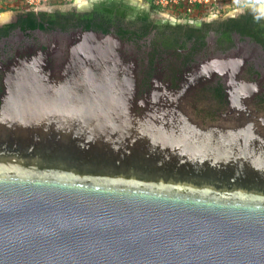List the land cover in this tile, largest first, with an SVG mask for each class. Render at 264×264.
<instances>
[{"label": "water", "instance_id": "water-1", "mask_svg": "<svg viewBox=\"0 0 264 264\" xmlns=\"http://www.w3.org/2000/svg\"><path fill=\"white\" fill-rule=\"evenodd\" d=\"M119 46L84 32L66 66L55 50L53 67L40 56L7 76L0 264H264V113L252 87L217 66L229 105L204 123L191 103L209 72L174 91L156 77L139 96Z\"/></svg>", "mask_w": 264, "mask_h": 264}, {"label": "flooded vegetation", "instance_id": "flooded-vegetation-1", "mask_svg": "<svg viewBox=\"0 0 264 264\" xmlns=\"http://www.w3.org/2000/svg\"><path fill=\"white\" fill-rule=\"evenodd\" d=\"M259 10L193 19L160 15L146 0H88L83 6L33 11L31 18L22 11L0 23V103L15 67L40 56L53 67L55 50L63 52L61 63L66 66L69 47L82 33L94 32L114 37L121 55L135 62L139 96L151 89L156 77L174 91L193 74L209 72L196 84L191 106L204 123L216 122L229 105L226 79L216 68L228 66L238 85L252 87L254 105L264 113V13Z\"/></svg>", "mask_w": 264, "mask_h": 264}, {"label": "built area", "instance_id": "built-area-1", "mask_svg": "<svg viewBox=\"0 0 264 264\" xmlns=\"http://www.w3.org/2000/svg\"><path fill=\"white\" fill-rule=\"evenodd\" d=\"M151 6L156 8L159 14L165 16H187L190 18H199L202 16L229 15L231 12H238L245 8H255L259 10L264 7V0H146ZM88 2V0H0L1 7L6 6L8 10L19 11H39L43 8L56 5L79 6ZM221 8L223 11H215ZM3 12L0 13V15Z\"/></svg>", "mask_w": 264, "mask_h": 264}, {"label": "rangeland", "instance_id": "rangeland-1", "mask_svg": "<svg viewBox=\"0 0 264 264\" xmlns=\"http://www.w3.org/2000/svg\"><path fill=\"white\" fill-rule=\"evenodd\" d=\"M241 10V9H240ZM238 10V12L240 11ZM22 11H17V10H8V11H4L3 14L6 15V17H3V14H1L0 16V23L5 22L4 20H7L9 17L10 19H12L15 15L19 14ZM237 12V11H236ZM232 14L235 12H231Z\"/></svg>", "mask_w": 264, "mask_h": 264}, {"label": "trees", "instance_id": "trees-1", "mask_svg": "<svg viewBox=\"0 0 264 264\" xmlns=\"http://www.w3.org/2000/svg\"><path fill=\"white\" fill-rule=\"evenodd\" d=\"M7 9H10V8H8V7H6V6L1 7V4H0V13L6 11ZM151 10L156 12V8H155L154 6H151ZM214 10H215V11H219V12H222V11H223L221 8H218V9L215 8ZM26 14H28L29 17H30V16H33V15H34V12L29 11V12H27ZM30 18H31V17H30ZM32 20H33V19H31L30 21L32 22Z\"/></svg>", "mask_w": 264, "mask_h": 264}, {"label": "bare ground", "instance_id": "bare-ground-1", "mask_svg": "<svg viewBox=\"0 0 264 264\" xmlns=\"http://www.w3.org/2000/svg\"><path fill=\"white\" fill-rule=\"evenodd\" d=\"M259 9H260L261 11H263V12H264V7H262V6H261ZM2 14H3V13H2ZM0 16H1V15H0ZM3 17L5 18V17H6V15H5V14H3Z\"/></svg>", "mask_w": 264, "mask_h": 264}]
</instances>
